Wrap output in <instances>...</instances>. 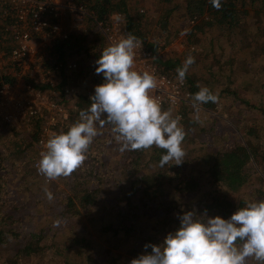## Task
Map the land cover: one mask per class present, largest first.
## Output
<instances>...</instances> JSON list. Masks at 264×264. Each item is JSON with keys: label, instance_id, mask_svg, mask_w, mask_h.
<instances>
[{"label": "trees", "instance_id": "1", "mask_svg": "<svg viewBox=\"0 0 264 264\" xmlns=\"http://www.w3.org/2000/svg\"><path fill=\"white\" fill-rule=\"evenodd\" d=\"M82 1L94 16L95 21L104 19V15L113 9L122 11L127 25V35L133 34L143 41L145 34L143 35L141 25L139 27L136 23L134 13L137 7L135 5L131 7L129 3H126L127 0ZM158 1L163 8V18L160 19L161 31L168 29L169 17L174 12L183 10L185 17H194L197 22L193 26L195 30L189 33L190 43L203 40L208 29L222 31L221 35L216 37V41L225 43L226 34L235 33L239 26L253 17H260V21L264 24V0H221V8L218 10L212 7L210 0ZM159 10L161 16V7ZM83 23L86 28L70 33L66 39L55 42L51 51L53 61H60L63 64L69 61L75 62L78 83L94 71L90 63L82 67L79 57L97 58L106 47L105 38L98 28L89 26L90 21L86 19ZM222 48L219 49L223 51ZM205 54L209 57V61L194 58L193 64L186 72L182 82L183 88L188 93L185 101L179 103L177 109H171L168 106L162 108L170 110L173 116L180 115V124L185 130L182 142L185 155L179 165L173 164L174 161L170 160L168 164L160 167L159 160L164 150L155 145L148 149L126 150L127 152H124L114 165L107 167L109 170L104 173H101L98 168H86L82 164L71 175L62 176L64 182L62 187L67 186V189L61 187L52 191L47 190L52 194V199L49 200L41 182L37 180L32 182L27 179L29 174L33 176L32 162L37 151L36 140L40 132V119L28 120L27 125H31L28 128L25 127L26 125L21 127L1 125L3 127L1 129L11 133L12 136L9 139H6L7 135L3 133L0 136V140H6L0 141V264H23L20 262L23 259L33 261L44 256H49V262H51L55 256L59 257L65 250L61 246L63 244H58V231L63 226L72 224L77 214L85 213L87 216H94L93 219L97 220L99 226H92L91 229H95L94 231L98 233L101 229L100 233L107 238L106 244L109 247H123L125 244L126 253L111 250L102 256H100L103 253L101 251L94 253L91 248L93 238L91 231L87 232L84 226H73L72 237L75 240L76 249L67 254V261H71L72 264H92L93 257L97 256L94 262L97 261L98 264H130L133 257L144 251H150L143 247L146 243H159L167 233L175 230L179 224L178 216L185 210H193L197 214L206 212L209 216L220 215L227 218L247 201L264 200V177L262 176L264 171H255L251 175L252 177L258 175L256 184L250 182V173L245 171L248 163L252 161H256L259 165L264 164V137L260 138L257 130L259 128L248 124L247 130L253 129L251 144L241 140L233 129L229 132L223 130L219 134L213 133L207 138L199 133L194 135L192 132L198 125V120L194 119L195 114L191 111L193 105H196L192 99L193 94L203 86L215 93V84L221 81L223 75L219 71H214L213 67L228 65L231 68L235 61L233 54L218 58L216 46ZM184 59L181 54L167 53L156 58V67L168 78L177 80L176 69L182 65ZM203 62L206 63L200 65ZM66 73L60 69L58 77L63 78L56 81V87L70 82L65 76ZM222 73L225 77L230 75V73ZM91 77L92 75L89 81ZM12 79V75H6L0 71V82H9ZM101 79L102 75L94 74L93 84L89 82L91 85H86L88 89L85 92L78 89L77 93L66 102L69 116L74 120L77 121L79 112L86 110L89 106L91 102L89 97L94 92V86L100 83ZM28 80L34 83L32 79ZM34 85L38 88L44 87L39 83ZM223 90H228L235 98L232 88ZM216 95L219 97L218 94ZM261 99L262 102L258 103L260 104L258 108L264 117V97ZM215 103L200 104L203 112L210 118H216L211 115ZM245 105L250 109L255 107V105ZM245 105L242 108H245ZM240 119L234 121L241 122ZM110 136V141L116 143L115 134L110 132ZM3 143L5 148H2ZM199 145L204 147L203 152ZM186 147L191 153L195 150L200 151L197 160L193 161L195 162L193 170L196 174L183 171V167L189 162ZM18 181L20 186L16 188ZM247 186L249 191L244 194L245 198L232 202L231 194ZM222 187L225 190H222ZM25 194H29V198H22ZM29 204L41 211L40 216L43 215V210H48L54 218L51 217L50 223L41 222L40 216L28 207ZM26 219L28 223H36L38 226L26 231L24 228ZM46 224L50 225L46 227ZM49 231L52 234L48 233ZM103 232L107 233L103 234ZM18 239H20L18 246L11 253L10 260H4L1 247L12 244ZM247 264H257V262L253 258H248Z\"/></svg>", "mask_w": 264, "mask_h": 264}, {"label": "clouds", "instance_id": "2", "mask_svg": "<svg viewBox=\"0 0 264 264\" xmlns=\"http://www.w3.org/2000/svg\"><path fill=\"white\" fill-rule=\"evenodd\" d=\"M210 3L217 10L221 8V0H210ZM140 46L141 41L128 34L102 49L94 61V72L102 75V81L94 86L89 97L91 102L86 110L79 112V119L66 131L54 133L47 139L46 150L41 152L39 160V171L43 175L36 173L38 176L55 179L71 175L86 159L87 149L98 135V129L105 125L111 126L121 151L155 145L164 150L160 167L170 160L176 165L184 160L185 131L180 115L173 116L170 110H163L161 103L150 94L157 86L155 75L134 69V58ZM193 62L194 57L189 54L176 69L179 82L184 81ZM78 87L81 89L80 84ZM192 99L196 104H203L215 103L218 97L203 86ZM194 119L199 120V115ZM45 194L52 199L47 189ZM178 221V227L167 233L161 242L146 243L143 247L150 251L133 257L130 264H247L248 258L264 264V200L247 201L227 218L185 210Z\"/></svg>", "mask_w": 264, "mask_h": 264}, {"label": "rangeland", "instance_id": "3", "mask_svg": "<svg viewBox=\"0 0 264 264\" xmlns=\"http://www.w3.org/2000/svg\"><path fill=\"white\" fill-rule=\"evenodd\" d=\"M82 1V0H81ZM114 1V0H113ZM126 3L130 4L132 7L135 5L137 7L136 12L134 13V16H136V23L139 24V27L143 28V35L145 34L144 38H142L144 48L149 50L152 53V60L150 61L154 65H156V58H160V56H164L167 53L179 55L181 54L183 58H185L187 55L191 54L194 58H199L201 60H207L209 61V57L206 56L205 53L210 51V49L213 46L217 47L218 54L217 57L222 58V55H228L233 54L235 61L234 66L228 65H217V68L213 67L214 71H219L221 75H223L221 81L218 84H215L216 88L214 89V92L218 94V99L215 103L214 108L212 109L211 115L216 118H210L207 116L200 104L193 105V109L191 110L192 113L198 114L200 116V119L198 120V125L193 129V134L199 133L203 137L207 138L210 137L213 133L219 134L221 131L225 130L229 132L231 129H233L239 137H241V140L244 142L251 144L253 142V136L251 132L253 131L247 130V127L251 124V127L259 128L257 129L259 131L260 138L264 137V118L262 115V111L259 110L258 106L260 102H262V99L264 97V24L260 21V17L251 18L244 22L242 26H239L235 33L228 35L226 34V37L224 38L225 43L223 41H216V37L220 36L222 31H217L214 29H208L207 35L202 40H199L197 43H190L189 39V33L191 31H194L195 28L193 27L196 24V20L194 22H190V19L192 17L190 16H184V11L180 10V12H174L169 17V23H168V29L165 31L160 30V19L163 18L162 13V5L160 1L158 0H127ZM160 7H161V16H160ZM90 11V10H89ZM120 14L119 19V27H122V30L124 33L126 32V21L125 17L123 15V12L118 9H113L109 13L104 15V19H100L95 21L94 16H92V13H88V15L82 18L90 21L89 26H96L101 32L99 25L103 27V25H111L114 26L117 23V15ZM133 15V14H132ZM75 16V15H74ZM83 19V20H84ZM100 23V24H98ZM67 25H70V22L67 23ZM70 26H75L71 29H73L71 32H77L80 29L86 28L84 26V23H76L74 22ZM95 27V28H96ZM96 28V29H97ZM187 29L186 33L184 35H181L180 33ZM102 33V32H101ZM223 37V34H222ZM165 43V45H164ZM106 44V42H105ZM151 44V45H149ZM153 44V45H152ZM160 47V48H158ZM223 47V51L219 48ZM96 58L92 59L91 57H79V61L82 67L87 66L89 63L92 66L91 69L95 67L94 61ZM206 61V62H207ZM200 65H203L204 63ZM76 71H77V65L75 64L74 69L68 70L67 75L71 76L70 85H73L77 88L78 84L81 86V90L84 92L86 91L87 86H90L91 84L89 82H92L93 84V75L96 74L94 71H92L89 76L81 79V82L78 83L76 79ZM230 73L229 76H224L222 73ZM92 75L90 81L89 77ZM30 78L26 77V80ZM231 82V84H229ZM88 84V85H87ZM87 85V86H86ZM224 88H232L235 92V98L230 95L228 90H223ZM235 101V102H232ZM255 105L253 109L247 108L245 105ZM245 105V108H242ZM257 105V108H256ZM171 109H177V106L170 107ZM240 108H242V112L238 111ZM245 109V110H243ZM1 114V112H0ZM13 114V121L19 119V111L14 110L12 111ZM242 118V119H240ZM40 119V118H39ZM241 120V122H235L234 120L238 121ZM28 120H35V118H25V121H16V122H6L5 124L0 119V136L1 134L7 135L6 139H9L12 134L3 131L1 128V125H12V126H19L26 125L25 127H29L31 125H27ZM221 120V121H220ZM19 123V124H14ZM249 124V125H248ZM108 126V125H107ZM105 125L103 128L98 129V135L93 138L92 143L89 145L87 152H86V159L82 163L84 167L86 168H98L101 173H104V171L109 170L107 167L110 165H114L115 162L118 161V159L122 156V154L125 151L120 150V142L117 141L116 143H112L110 140V132L111 127ZM211 126V127H209ZM39 130V129H38ZM107 130V131H106ZM105 131V132H103ZM185 131V130H184ZM191 132V133H192ZM100 140H107V141H100ZM1 142H5V139H1ZM100 141V142H99ZM99 142V143H98ZM98 143V144H97ZM104 146H102V144ZM200 146V145H199ZM104 147H106L104 149ZM215 147L214 144L212 146ZM2 148H5V145L3 143ZM1 148V149H2ZM202 152L204 151V147L200 146ZM3 150V149H2ZM38 154L40 149H38ZM185 150H188V147L185 148ZM1 151V150H0ZM152 152V151H149ZM189 153V162L185 167H183L184 172H188L190 174H196L195 170H193V165H195L194 160H197L200 151L195 150L193 153L188 150ZM37 151L34 155L33 161L37 158ZM33 163V162H32ZM252 163V164H251ZM102 165V166H101ZM256 169H255V168ZM33 169V166H32ZM182 169V167H181ZM5 170V169H3ZM264 171V164L259 165L256 161H252L248 163V165L245 168L246 172L250 173V176L253 175L255 171ZM262 172V171H261ZM106 173V172H105ZM264 173V172H263ZM33 176L31 174L28 175L27 179L29 181H39L43 184L44 188L47 190H55L59 189L63 186V180L62 176H58L55 179H50L44 176H38L33 171ZM264 177V174L262 175ZM258 175L251 176L249 178L250 182L254 184L258 181ZM20 186V181L17 182L16 188ZM63 189H67V186L62 187ZM246 188V190H245ZM245 188H240L239 190L235 191L231 194V201L236 202L239 200H243L245 198V193L249 191V186ZM222 190H225L224 187L221 188ZM247 191V192H246ZM29 194H25L22 198H29ZM259 200V199H255ZM30 209L35 211L38 216H40V212L38 209H35L31 204L28 205ZM53 215L49 214L48 210H43V215L40 216V221L44 223H50L52 221ZM94 216H87L85 214H77L72 221V224H67L66 226H63L61 230L58 231V244L62 246V248H65V250L62 252L61 255L55 256L51 262H49L50 257L44 256L43 258L39 259H33V261L30 259L26 261V259L21 260L20 262L23 264H72L71 261H67V254H70L75 251V240L73 239L72 235V228L73 226H84L87 229V232L92 233V250L95 253L96 251L103 252L100 256L104 255L108 250H111L113 252H121L126 253L127 247L124 246H117L115 248H111L106 244L107 238L102 235L101 229H99V233L97 231H94L95 229H91L92 226L97 227L98 222L96 219H93ZM50 224H46L47 227ZM38 226L35 224H30L27 222L24 223V228L26 231H30L33 229V227ZM53 226V225H52ZM48 230V229H47ZM50 233V231L48 232ZM107 233V232H103ZM52 234V232L50 233ZM19 240H15L12 242V244H8L1 247V254L3 256L4 260L9 261L12 252L17 248ZM93 253V256H94ZM97 255V254H96ZM99 256V257H100ZM97 256L93 257V260L95 261ZM98 257V258H99ZM26 261V262H25ZM92 262V264H98V262Z\"/></svg>", "mask_w": 264, "mask_h": 264}, {"label": "built area", "instance_id": "4", "mask_svg": "<svg viewBox=\"0 0 264 264\" xmlns=\"http://www.w3.org/2000/svg\"><path fill=\"white\" fill-rule=\"evenodd\" d=\"M88 13V7L81 0H0V71L13 76L9 82H0V119L13 123L23 122L25 118H40L36 143L42 151L46 150V141L52 134L67 130L76 122L69 116L65 104L80 89L73 85L56 87L60 69L65 72L72 70L75 62L63 64L53 61V44L66 39L72 33L71 28L75 27L70 25L74 22L83 23L82 17ZM116 15L120 17L118 13ZM194 21L192 17L190 22ZM68 22L70 25H67ZM99 28L106 46L127 35L119 27V20L114 26L99 25ZM142 45L143 42L134 58V69L155 75L157 86L150 94L161 103L162 108L177 106L185 101L188 93L183 83L161 73L150 62L152 53ZM26 77L44 87H36ZM14 110L19 111L20 117L13 121ZM42 151L38 154L37 150L38 157L32 165L34 172L39 175H43L39 171Z\"/></svg>", "mask_w": 264, "mask_h": 264}, {"label": "crops", "instance_id": "5", "mask_svg": "<svg viewBox=\"0 0 264 264\" xmlns=\"http://www.w3.org/2000/svg\"><path fill=\"white\" fill-rule=\"evenodd\" d=\"M65 76L68 78V75H67V74H65ZM60 78L62 79L63 77H60ZM45 86H46V87H49L48 84H46Z\"/></svg>", "mask_w": 264, "mask_h": 264}]
</instances>
